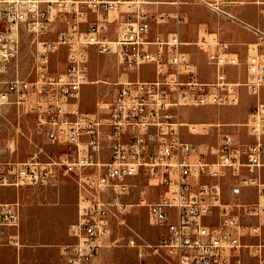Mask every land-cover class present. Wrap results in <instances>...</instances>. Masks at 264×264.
Segmentation results:
<instances>
[{
    "label": "built area",
    "instance_id": "2783aa9c",
    "mask_svg": "<svg viewBox=\"0 0 264 264\" xmlns=\"http://www.w3.org/2000/svg\"><path fill=\"white\" fill-rule=\"evenodd\" d=\"M193 1L234 19L221 6L223 0ZM149 3L0 0V108L16 107L18 118L31 116L36 133L66 147L46 161L38 160L41 149L19 161L12 158L14 137H0V186L46 184L59 174L73 178L76 213L67 226L72 240L60 250L67 264H90L102 248L114 244L113 233L127 225L132 205L145 206L149 224L163 230L155 242L135 232L126 238L139 258L158 256L165 264H264V103L257 101L244 123L253 141L218 132L213 160L181 130L185 126L189 133L207 134L211 125L184 123L180 113L185 106L236 105L242 88L258 97L264 52L251 50L244 80L231 81L223 69L237 65L238 57L216 34L202 35L192 44L216 69L212 79L202 80L177 30L151 35L162 25L180 27L184 17L152 12ZM58 24L54 39L39 40ZM247 26L257 35L256 45H264V31ZM24 34L36 41L33 80L18 70ZM60 46L66 48L65 65L51 71L49 55ZM91 48L115 55L124 68L138 72L119 81L110 100L95 112L79 108ZM145 65L153 73L150 79L139 75ZM227 171L241 186L255 188L254 202H224L219 180ZM149 189L160 192L154 197ZM132 193L135 203L128 199ZM19 222L15 204L0 201V226Z\"/></svg>",
    "mask_w": 264,
    "mask_h": 264
},
{
    "label": "rangeland",
    "instance_id": "374dc122",
    "mask_svg": "<svg viewBox=\"0 0 264 264\" xmlns=\"http://www.w3.org/2000/svg\"><path fill=\"white\" fill-rule=\"evenodd\" d=\"M60 27L59 24L51 27L39 40L54 39L56 29ZM168 32L170 31H162L164 34ZM202 35L205 34L201 33ZM186 39L192 40L189 37ZM35 42L27 34L21 38L17 64L19 74L28 80H33L36 76L35 71L32 70L33 57L36 54ZM188 48L194 52L190 57L198 68L200 78L203 80L213 78L216 69L206 54L196 45H188ZM65 60L66 48L60 46L49 55L48 69L51 71L63 69ZM87 62V82L82 86L79 96V108L82 111L95 112L98 106L104 107L112 97L119 81L131 80L138 74L136 70L124 68L119 64L115 55L99 54L94 48L90 49ZM245 65L238 63L235 66L224 67L227 79L244 80ZM11 70L8 74L12 73ZM139 75L150 79L153 73L149 70V66L145 65L139 70ZM248 104H250L249 110H252L255 103L248 101ZM238 106H241V101L236 105L182 107L180 113L181 121L184 123L203 122L206 118H216L215 123L220 124L212 127L207 134H192L183 126L181 129L183 137L197 144L202 151L204 150L201 146L206 145L212 156H215L218 130L231 133L240 141H253L248 134L247 126L242 124L250 111L238 121L221 120L224 110L228 113ZM17 114L14 106L0 108V137L14 136L13 159L25 161L41 149L38 160L46 161L48 155L58 154L66 149L64 145L52 144L44 136L36 133L31 116L18 118ZM17 120H20V123H16ZM219 181L224 202L251 203L255 201V188L241 186L238 177L233 176L229 171ZM149 190L154 197L160 192ZM128 199L135 203L136 194L132 193ZM0 201L14 203L20 213V222L17 227L0 226V264H67L60 250L64 244L72 240L67 233V226L75 218L76 213V184L71 176L59 174L51 182L41 185L0 186ZM249 220L256 222L257 219ZM209 221L206 219V222ZM261 221L264 222V216L261 217ZM126 224L114 231L116 242L102 248L90 264H165L158 256L139 258L136 249L126 243V238L133 232L147 242H155L162 235V228L149 224L146 207L130 206L126 215ZM11 236L16 237V243L10 242ZM261 237L264 240V227H262Z\"/></svg>",
    "mask_w": 264,
    "mask_h": 264
},
{
    "label": "crops",
    "instance_id": "0c3cea01",
    "mask_svg": "<svg viewBox=\"0 0 264 264\" xmlns=\"http://www.w3.org/2000/svg\"><path fill=\"white\" fill-rule=\"evenodd\" d=\"M149 1L150 3L147 5V8L150 11L176 12L182 17H184L186 21L183 25L177 27L176 29L170 24L160 26L163 28H154L151 32V35H154L155 31L164 32V30H169L171 32L173 30H177L181 39L186 42L182 49L186 51L190 56H192L194 52L188 48V45H194L192 43L196 41L199 37H201V33L205 35L216 34L222 41L228 44L232 53H234L238 57L240 64H246L248 53L251 50L257 49L258 51L264 52V45H256L257 35L247 26L251 25L264 31V0H223L221 6L228 13H230L234 17V19H228L224 16L216 15L205 5L193 0ZM166 34L168 33H165V35ZM186 37H189L192 40H187ZM240 101L241 106H238L234 110L228 111L229 114L227 112H224V110L222 113L221 120L238 121L242 119L248 111H251L249 110L250 104H248V101H252L253 104L257 101L264 103V86L261 87L258 97L246 93L244 88L240 89L239 102ZM215 120L217 119L206 118L203 122L200 123L210 124L211 130L212 127L220 125L219 123H215ZM244 123L245 122H243L242 124ZM218 132L220 131L218 130ZM201 147L205 151L203 152L205 153L208 159L213 160L215 158V156H212L210 151H208L206 145L203 144Z\"/></svg>",
    "mask_w": 264,
    "mask_h": 264
}]
</instances>
